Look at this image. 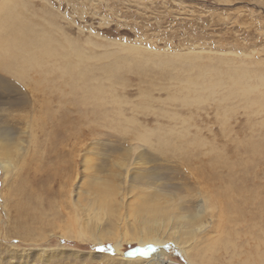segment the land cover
Listing matches in <instances>:
<instances>
[{"label":"rangeland","instance_id":"1","mask_svg":"<svg viewBox=\"0 0 264 264\" xmlns=\"http://www.w3.org/2000/svg\"><path fill=\"white\" fill-rule=\"evenodd\" d=\"M31 1V10L37 13L38 20L53 17L65 36L84 45L88 40L94 41L99 45L95 48L98 53L118 51L120 44L135 45L148 53L170 57L175 66L171 62L163 66L157 58L154 62L148 61L149 65L145 64L144 69L134 66L140 69L138 71L130 65L123 67L118 75L121 81L112 83L120 102L111 97L99 112L90 105L71 103L74 98L69 95L66 101L60 102L53 96L46 101L48 99L39 94H31V101L25 107L14 106L0 112V127L13 129L16 134L26 127L24 116H32L30 119L35 124L25 135L24 146L27 145L25 147L28 149L25 161L28 162H25L24 169L12 176L5 174L0 166V264H113L109 257L115 259L117 256L149 259L158 245H141L138 242L124 243L122 248L116 245L118 238L131 235L134 231V220L129 218L131 221L128 223L125 217H119L111 210H101L97 215L95 209L85 210L72 205L71 191L85 189L88 184L86 173L90 170L84 169V155L92 160V165L104 164L105 160L112 164L119 162L125 150L132 147V159L144 151L148 157H152L149 166H154L153 170L167 177L176 173L175 180L184 181L187 172L183 161L176 152L173 154L170 146L161 145L160 149L158 143L160 134L170 128L178 130L182 127L181 119L186 118L190 122L189 137H204L205 143L199 147L201 150L208 152L211 146H215L217 151L227 153L232 160L240 159L244 145L250 138L264 141V112H254L239 100L232 98L228 99L229 102H218L209 99L200 104L183 105L180 100L170 98L174 94L179 95V79L188 75L194 77L198 73L189 65L187 69L184 66L186 61L181 65L183 60L174 58L176 54L198 53L202 58L196 62L200 60L199 64L216 65L223 73L226 71L222 68L227 69L228 64L219 61L226 57L234 59L235 65L241 64L250 72H264V0ZM57 36H60L59 33ZM120 54L130 60L137 58L127 52ZM114 59L111 57L105 61L112 62ZM101 63L96 62L97 66ZM179 73L183 75L179 76ZM7 81L23 86L25 90L33 86L31 82L25 86L26 83L17 77L0 70V96ZM12 94L16 93L13 91ZM226 108L230 112L225 128L222 117ZM103 113L107 116L101 115ZM65 114L70 120L68 130L66 135L60 134L57 141L60 142L53 146L48 136L52 123L47 121H52L54 117L62 118ZM170 115H176L178 120L170 118ZM45 123L46 130L42 127ZM144 129L159 131L150 136V142L133 137L138 130L143 132ZM29 132L34 134V141H31ZM172 137L179 142L174 134ZM236 153L238 155L234 156ZM212 155L213 152L210 153ZM108 167L117 168L112 165ZM254 170L253 178L264 184L263 160ZM216 171L223 177L227 175L224 168ZM239 173L238 182L239 176H242ZM108 178L110 181L105 182L106 186L103 183L100 185L104 187L98 185L100 189L119 184V180L111 175ZM127 180L122 179L120 185L123 188H126ZM215 181L224 187L221 178L210 180ZM238 202H242L241 199ZM244 207L245 210L235 211L240 217H245L244 222L238 226L228 223V231L212 235L210 244L209 240L201 244L200 241L204 240L199 235L190 246L189 255L183 253L180 246L168 243L166 248L173 259L170 264H264V215L258 216L260 220L254 218L255 221H247L248 217L253 218L251 213H258V210L252 205L247 206L249 209ZM101 228L105 229L104 233L110 234L96 241L92 235L100 237L102 231L98 233V230ZM230 241L233 244L227 243Z\"/></svg>","mask_w":264,"mask_h":264},{"label":"bare ground","instance_id":"2","mask_svg":"<svg viewBox=\"0 0 264 264\" xmlns=\"http://www.w3.org/2000/svg\"><path fill=\"white\" fill-rule=\"evenodd\" d=\"M31 5V0H0V70L17 77L23 83H26L25 86L33 83L32 87L29 86L30 89L25 90L26 88L18 84H11L9 81L4 82L5 84L2 87L4 90L3 97L0 96V112L8 111L14 106L25 107L31 101L30 97L37 94L40 97L47 98L46 101H50L53 96L60 102L66 101V97L69 95L72 99L74 98L70 101L71 103L90 105L99 112V109L110 102L111 97L120 102L119 98L115 96L118 94L114 93L116 89L112 83H116L118 80L121 81L118 75L123 67L130 65L131 67L136 66L144 69L145 64L149 65L148 61L152 60L154 62L157 58L159 64L163 66L170 64V62L175 66L172 63L174 60L170 57L148 53L146 49L135 45L120 44L118 51L98 53L95 48L99 45L94 41L88 40L84 45L65 36L66 34L63 33L53 17L46 19L44 17L43 21L38 20L37 13L31 10ZM58 33L59 37L57 36ZM120 52L136 55L137 58L130 60L126 55H121ZM111 57L115 58L112 62L105 61ZM174 58L183 60L181 65L186 61L187 64L184 66L189 65L192 70H194L193 68L197 69L198 73L194 77L188 75L189 77L185 76L187 78L179 79V95L174 94L170 97L171 100H180L183 105H191L194 103L200 104L209 99L224 102L233 98L241 101L244 103V107L253 109L254 112H264V72H250L241 64L235 65L234 59L229 60L228 57H226L227 60L226 58H219V62H223L221 64H228L227 69L222 68L226 71L225 74L216 65H207L201 62L199 64L200 60L196 62V60L202 58V55L198 53L176 54ZM99 61L102 63L97 66L98 63L96 64V62ZM137 68V71L140 70ZM186 68L188 69V66ZM53 73L55 75L52 76ZM181 74L179 73V76L183 75ZM106 81L109 83L107 84ZM223 90L226 92H223ZM13 91L16 93L15 95L12 94ZM75 97H79V99ZM229 112L227 108L224 109L222 124L225 128L228 123ZM105 113L101 115L107 116ZM24 118L26 127L24 129L21 127L23 130L20 134H16L13 129L12 131L9 128L0 127V166L5 174H11L12 176H16L15 174L23 170L26 165L25 153L28 149L25 147L27 145L24 146L25 135L32 126H35L28 115ZM50 118H52V115ZM54 118L52 121L50 119L47 121V123H52L48 136L53 146L60 142H57L60 139V134L66 135L67 124L70 122L66 114L62 118ZM170 118L178 120L176 115H170ZM180 123L182 125L180 129L170 128L160 134L158 143L160 149L161 145L170 146V150L174 151L173 154L176 152L180 160L183 161L182 163L187 172L183 178L184 181L175 180L176 173L175 176L172 175V178L153 170L154 166L152 168L149 166L152 157H148L144 151H141L136 158L132 159V147L125 150L119 162L112 164H108L105 160L104 164L92 165L90 163L91 159L84 155V169L90 170L86 173L88 184L85 189L76 188L72 190L73 195L69 192L73 200L72 205L85 210L86 208L95 209L97 215L101 210L104 212L111 210L119 217H125L128 223L131 221L129 218L134 220L135 224L132 227L134 231L131 232V235L116 240V245L120 248L128 242H138L141 245H158L153 251V256L149 259L124 256H117L113 259L109 255L108 257L111 258L110 261L113 264H170L173 259L166 248L168 243L180 246L181 251L189 255V248L193 241L198 239L199 235L202 236H200V239L203 238L204 240L200 241L202 244L215 233L228 231V223L238 226V224L244 222L245 217H240L235 213V211L239 212V209H243L244 206L247 208V206L252 205L258 210V213L252 212L251 216L253 218L248 217L247 221L257 219L261 214L264 215V184L262 186V182L255 180L252 176L255 172L254 167L260 164L262 160L264 162V141L250 138L247 140L249 141L246 143L247 145L244 143L240 159L232 160L227 153L217 151L215 146H211L208 152L201 150L199 147H202L205 143V140L202 139L203 136L189 137V127H191L188 126L189 120L184 118L181 119ZM42 127L45 129L46 123ZM140 131L138 130L136 136L133 137L139 141L150 142V136L157 133L159 129ZM167 133L170 134V137ZM172 134L179 142L173 139ZM33 135L30 136L31 141H34L35 138ZM33 146L35 147L34 144ZM87 149L91 148L88 147ZM212 152L214 155L210 156ZM237 155L238 153L234 156ZM193 163L199 165L193 166ZM110 165L117 168L115 170L108 169ZM220 168L226 170V176L223 177L222 174L217 173L216 170ZM239 172L242 173V176H239L240 182L236 180ZM109 175L119 180V184L108 189H100L98 185L102 183L105 185V182L110 181ZM123 178H128L126 188L120 185ZM211 178H215V180L221 178L224 181V187H220L221 184H218L217 181L210 182ZM238 199H241L242 202H238ZM235 203L239 204L241 208L238 205V209ZM234 215L236 217L232 218ZM104 230V228L98 230V233L102 231L100 237L92 235L96 241H101L107 238L103 237L104 235L110 234L104 233ZM219 239L221 238L219 237ZM218 242H221V240ZM227 243L233 244L231 241ZM227 243L222 242V244ZM216 244L215 246L219 245ZM208 250L210 249L208 248ZM204 251L205 249H203ZM216 251L215 253H217ZM210 253L213 254L211 251ZM235 253L236 251H234ZM219 257L217 258L219 259ZM202 260L204 259L202 258Z\"/></svg>","mask_w":264,"mask_h":264},{"label":"snow or ice","instance_id":"3","mask_svg":"<svg viewBox=\"0 0 264 264\" xmlns=\"http://www.w3.org/2000/svg\"><path fill=\"white\" fill-rule=\"evenodd\" d=\"M101 250H103V249H101ZM147 253H145V255H146Z\"/></svg>","mask_w":264,"mask_h":264}]
</instances>
